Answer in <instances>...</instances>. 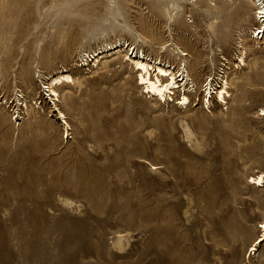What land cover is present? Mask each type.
<instances>
[{
    "label": "rangeland",
    "instance_id": "1",
    "mask_svg": "<svg viewBox=\"0 0 264 264\" xmlns=\"http://www.w3.org/2000/svg\"><path fill=\"white\" fill-rule=\"evenodd\" d=\"M256 16L250 0H0V264H264ZM133 52L186 72L191 105L148 94ZM222 81L227 101L203 104Z\"/></svg>",
    "mask_w": 264,
    "mask_h": 264
},
{
    "label": "bare ground",
    "instance_id": "2",
    "mask_svg": "<svg viewBox=\"0 0 264 264\" xmlns=\"http://www.w3.org/2000/svg\"><path fill=\"white\" fill-rule=\"evenodd\" d=\"M250 2H252L253 5L257 8L256 19L261 23V26L255 32L256 36L254 35L253 37L254 39H258V40L260 39L264 41V0H250ZM165 11L167 13L169 20L174 22L175 15H173L171 8L165 7ZM126 45L127 44L122 43L121 40H119L118 42L107 44L106 47L100 48L93 54V56H95V62H99L100 59L104 57L105 53L106 54L109 53L112 56L122 53ZM177 49L180 50L179 47ZM129 53H127L128 54L127 60L132 61V63H134V65L138 69V72L140 74L139 85L144 86L148 94H152L158 99L164 100L166 102L167 98H172V95L176 94V90H180V98L178 100V105H180L181 107H187L191 105L192 101H191L190 96L188 95L191 92V90L193 91V89H191L190 86L188 87L186 85L187 83L186 78L188 79L190 76L187 75L186 77L184 76L181 81L178 80V78L180 79V77L183 76L186 72L182 71L183 74L179 77L178 73L176 74L169 69L167 70L165 68H162L161 66H158L157 64L152 65L151 63H148L146 56L136 55L137 57H134L133 59L132 56L134 52L132 53L131 56L129 55ZM181 53L184 54V51H181ZM242 62L243 60L240 63ZM152 71L156 73V75H154L155 76L154 78H152ZM222 82L223 83L220 89L218 91L215 90L216 92L215 99L213 96V91H214L213 84L210 83L208 85L209 88L207 90V95L204 97L203 104L205 103L206 106H209L213 101H216L217 103H221V104L227 101V97L229 95V91H228L229 84L227 81H222ZM71 83H74V80L71 75H62V76L53 78L49 86L47 87L50 92L51 100L55 102L56 100L59 99L60 95L58 94L55 88L61 87L62 85H65V84L68 85ZM180 83H184V84L181 86ZM54 106L57 108V105L55 103H54ZM57 111H58V114H56L57 118H61L63 120V125H64L65 132H66L65 135H69L70 133L68 132L71 127L65 121L66 119L65 115L58 108H57ZM260 113L262 116H264V108L260 110ZM251 184L255 187H262V185L264 184V173L259 175L257 178L251 177ZM59 201L64 207L69 208V209L75 206V201H73L70 198L60 197ZM260 229H261V236H259L250 247L252 252H255L258 246H260L264 242V221L262 222ZM130 239H131V234L129 232L117 233L115 240L112 243L114 250H116L118 254H123V252L126 250L127 245H129L130 243Z\"/></svg>",
    "mask_w": 264,
    "mask_h": 264
}]
</instances>
